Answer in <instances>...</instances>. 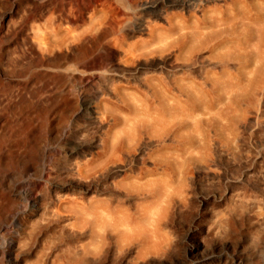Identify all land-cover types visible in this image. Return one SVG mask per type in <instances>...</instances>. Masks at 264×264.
<instances>
[{
  "label": "rangeland",
  "instance_id": "obj_1",
  "mask_svg": "<svg viewBox=\"0 0 264 264\" xmlns=\"http://www.w3.org/2000/svg\"><path fill=\"white\" fill-rule=\"evenodd\" d=\"M125 12L131 24L109 68L115 77L86 87L96 104L107 102L106 112L93 108L94 118L63 129L55 119L49 174L19 199L0 200V264H12L10 253L17 264L178 263L189 260L195 238L241 251L254 238L264 264V0H135ZM80 145L84 153L74 155ZM139 188L172 201L165 255L142 260L136 248L92 244L66 218L47 224L35 216L42 208L50 217L57 195L157 208V198L136 196ZM11 200L20 208L9 209ZM214 215L219 237L204 231Z\"/></svg>",
  "mask_w": 264,
  "mask_h": 264
},
{
  "label": "bare ground",
  "instance_id": "obj_2",
  "mask_svg": "<svg viewBox=\"0 0 264 264\" xmlns=\"http://www.w3.org/2000/svg\"><path fill=\"white\" fill-rule=\"evenodd\" d=\"M134 1L0 0L1 202L6 198L19 199L27 192L26 188H34L40 175L49 174L55 146L51 128L55 119L57 128L63 129L69 121L94 118L93 108L99 113L106 112L107 102L96 104L86 87L94 79L111 82L114 72L109 68L117 49L126 43L131 24L125 10ZM161 5L162 1H156L151 8L159 12ZM127 57L131 55L125 54ZM117 150L111 148L110 155L117 154ZM81 152L84 153V147L80 145L74 155ZM152 189L146 193L136 189V196L147 194L152 198L149 203L157 198L158 207L153 210L144 211L141 203L139 210L136 202L135 210L131 211L125 200L114 203L113 197L57 195L49 212L56 219L42 208L35 210V216L41 223L56 221L57 217L63 222L66 218L69 222L66 226L75 225L92 244L113 245L119 253L136 248L137 255L144 260L148 254L165 255L172 247L163 226L172 201L166 193L163 198ZM11 201L9 209L20 208L19 202ZM0 207L4 209L3 203ZM213 218L212 226L204 231L219 237L224 229L219 216ZM261 225L264 227V222ZM195 232H190L192 237ZM250 242L249 249L244 251L232 250L224 241L211 249L195 238L187 249L189 260L178 263L162 260L161 264H258L262 244L254 238ZM83 248L81 256L86 257L89 250ZM8 256L12 264L18 263L12 253Z\"/></svg>",
  "mask_w": 264,
  "mask_h": 264
}]
</instances>
